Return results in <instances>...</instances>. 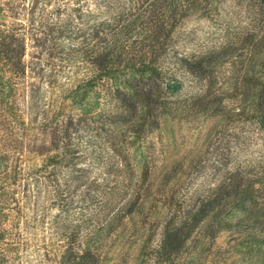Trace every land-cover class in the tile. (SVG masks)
<instances>
[{"label":"rangeland","instance_id":"374dc122","mask_svg":"<svg viewBox=\"0 0 264 264\" xmlns=\"http://www.w3.org/2000/svg\"><path fill=\"white\" fill-rule=\"evenodd\" d=\"M144 2L26 0L29 38L19 103L14 109L0 102V175L18 169L27 188L14 213L16 253L3 264H55L73 228H66L70 222L78 223L80 235H92L134 188L135 211H141L138 205L148 191L152 199L142 213L120 219L115 231H100V264H153L148 257L160 228L148 212L160 211L171 196L204 194L236 169H253L264 160V134L250 106L253 83L264 73V0H206V13L184 19L170 39L169 58L192 60L229 47L230 56L212 74L179 69L183 86L173 96L201 90L215 95L236 82L223 100L226 118L165 116L148 127L145 117L129 128L126 119L113 124L99 114L87 68L75 55L86 48L97 23L118 25L124 15L114 14L140 12ZM55 145L68 151L70 166L48 164V150ZM165 165L168 181L162 185ZM147 230L148 245L140 255L139 237ZM233 243L229 233L219 234L215 245L197 248L192 264H247Z\"/></svg>","mask_w":264,"mask_h":264},{"label":"trees","instance_id":"16d2710c","mask_svg":"<svg viewBox=\"0 0 264 264\" xmlns=\"http://www.w3.org/2000/svg\"><path fill=\"white\" fill-rule=\"evenodd\" d=\"M205 1L145 0L140 12L114 14L112 18L124 15L118 25L97 23L94 36L75 56L87 68L88 81L91 82L89 91L96 104L101 105L99 114L107 116L113 124L126 119L129 128L145 117L148 119L144 124L148 127L156 126L165 116L202 113L209 118H226L223 100L227 98L229 88H237L236 82L226 88L220 87L215 95L209 90H201L183 98H173L183 86L179 69L187 67L212 74L231 54L229 47L221 46L192 60L168 57L174 29L184 19L205 14L208 8ZM25 3L26 0H4L0 5V102H10L14 109L19 103L26 71L24 54L29 32L25 25L28 20ZM63 47L78 50L72 45ZM252 88L255 93L250 101L251 113L264 134V73ZM108 103L110 107L106 106ZM48 151L51 152H48V164L52 168L72 164L64 146L55 145ZM165 167L160 168L164 172L162 185L168 181ZM2 172L0 262L3 264L16 253L18 238L13 226L14 213L18 209V196L27 188V183L18 169ZM36 182L37 179H33V183ZM137 192L134 188L114 207L103 227L93 231L94 235H80L78 223L70 222L66 228H73L65 234L66 242L55 264H100L103 245L100 231H115V224L120 219H131L134 213H142L152 199L148 191L138 205L141 211L137 212L133 207L136 205L133 194ZM168 200L169 204L160 211L148 212L160 228L159 240L150 249L148 257L153 264H192L198 254L197 248L215 245L221 233H229L233 238L232 247L240 254L242 262L264 264V160L253 169H236L204 194L171 196ZM148 230L145 236L139 237L140 255L148 245Z\"/></svg>","mask_w":264,"mask_h":264}]
</instances>
